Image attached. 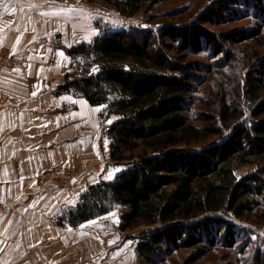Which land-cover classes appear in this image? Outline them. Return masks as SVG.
Wrapping results in <instances>:
<instances>
[{
	"label": "trees",
	"instance_id": "trees-1",
	"mask_svg": "<svg viewBox=\"0 0 264 264\" xmlns=\"http://www.w3.org/2000/svg\"><path fill=\"white\" fill-rule=\"evenodd\" d=\"M90 1L131 18L168 0ZM212 1L217 6L194 24L165 26L160 50L151 31L100 23L91 42L67 50L72 70L58 93L102 108L113 162L140 161L89 187L59 223L77 228L123 207L122 231L149 229L133 237L140 264H197L217 248H234L242 221L264 203V69L251 67L241 82L247 111L222 94L217 115L200 127L191 114L195 93L213 69L188 60L210 49L235 65L228 46L256 40L262 29L218 33L205 26L232 23L249 5L264 11V0ZM213 135L220 139L196 145ZM248 165L259 169L239 177Z\"/></svg>",
	"mask_w": 264,
	"mask_h": 264
},
{
	"label": "crops",
	"instance_id": "crops-1",
	"mask_svg": "<svg viewBox=\"0 0 264 264\" xmlns=\"http://www.w3.org/2000/svg\"><path fill=\"white\" fill-rule=\"evenodd\" d=\"M110 11L90 0H0V264H90L101 250L88 231L95 220L74 228L59 218L93 185L79 192L85 180L64 177L84 156L80 108L99 117L102 108L58 89L72 70L67 50L91 42Z\"/></svg>",
	"mask_w": 264,
	"mask_h": 264
},
{
	"label": "rangeland",
	"instance_id": "rangeland-1",
	"mask_svg": "<svg viewBox=\"0 0 264 264\" xmlns=\"http://www.w3.org/2000/svg\"><path fill=\"white\" fill-rule=\"evenodd\" d=\"M217 4L212 0H168L156 6L149 14L140 12L134 17L127 18L119 13L110 11L105 25L117 29H138L151 31V40L157 50L163 44L161 40L162 30L165 26L182 27L194 24L200 16L209 13ZM244 17L238 18L232 23L225 25H210L205 27L215 32H228L242 29H262V35L247 43L230 45L233 58H238L233 65L225 57V54L214 55L210 49L199 55L191 56L189 62H199L213 69L211 80H199L197 86L196 103L192 109V116L197 120V126H204L207 115L216 116L220 97L227 95L231 102L246 107L242 96V85L246 73L251 67L264 69V11L254 6H247ZM113 10V9H112ZM98 22L96 23V25ZM170 41V39L165 38ZM201 78V77H199ZM246 111L248 110L245 109ZM80 112L88 114L86 121L80 125L79 143L84 149V156L73 166L67 168L64 177L79 178L86 183L79 184V192L85 185H95L101 181L115 179L118 172L139 163V159L124 163L113 162L110 158V139L104 132V124L99 117L98 109H89L81 106ZM111 121V120H110ZM109 121V122H110ZM108 122V123H109ZM220 139L213 135L196 143L197 146L211 144ZM140 151L134 154L138 155ZM258 165H248L238 168L239 177L257 172ZM95 183V184H94ZM92 186V185H91ZM90 186V187H91ZM89 188V187H88ZM86 191V190H85ZM84 191V192H85ZM83 192V193H84ZM125 209L117 207L106 216L94 219L95 223L89 231L94 236L102 238L100 251L93 257L90 264H140L136 252L137 241L134 236L140 235L146 226L122 231L120 229L121 214ZM242 234L234 248H217L214 253L197 264H263L264 263V203L255 215L242 221ZM99 245V244H98ZM98 252V251H97ZM79 264V263H76ZM81 264V263H80Z\"/></svg>",
	"mask_w": 264,
	"mask_h": 264
},
{
	"label": "built area",
	"instance_id": "built-area-1",
	"mask_svg": "<svg viewBox=\"0 0 264 264\" xmlns=\"http://www.w3.org/2000/svg\"><path fill=\"white\" fill-rule=\"evenodd\" d=\"M4 208H5L4 203L0 201V212H2Z\"/></svg>",
	"mask_w": 264,
	"mask_h": 264
},
{
	"label": "snow or ice",
	"instance_id": "snow-or-ice-1",
	"mask_svg": "<svg viewBox=\"0 0 264 264\" xmlns=\"http://www.w3.org/2000/svg\"><path fill=\"white\" fill-rule=\"evenodd\" d=\"M74 10V9H73ZM45 15H47V13H45Z\"/></svg>",
	"mask_w": 264,
	"mask_h": 264
}]
</instances>
